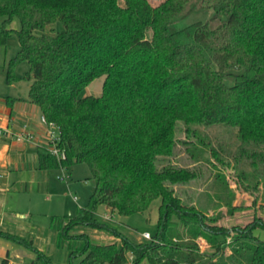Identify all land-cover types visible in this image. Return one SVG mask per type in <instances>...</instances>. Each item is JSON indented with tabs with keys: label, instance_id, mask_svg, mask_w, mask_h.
I'll use <instances>...</instances> for the list:
<instances>
[{
	"label": "trees",
	"instance_id": "trees-1",
	"mask_svg": "<svg viewBox=\"0 0 264 264\" xmlns=\"http://www.w3.org/2000/svg\"><path fill=\"white\" fill-rule=\"evenodd\" d=\"M0 16L5 17L3 36L11 34L7 25L14 17L21 23L7 81L21 79L15 67L29 63L24 76L31 81L29 99L59 127L67 153L59 161L40 150L39 167L86 163L95 180L88 204L76 215L51 218L59 245L69 249L70 264H127L129 253L135 264L144 259L149 264H264V241L254 234L264 228V218L255 216L245 226L219 225L224 208L227 215L240 209L230 186L216 185L212 216L201 199L211 197L210 191L197 201L177 194L171 184L190 181L196 173L169 159L184 142L176 137L180 122L198 137L197 126L233 128L243 142L229 154L237 177L253 205L264 206V0H163L158 6L149 0H0ZM101 76L102 93L82 96ZM191 146V155L198 157L201 151ZM215 153L218 164L231 165ZM244 159L250 171L239 165ZM156 199H161L158 230L151 240L135 242L98 215L102 205L111 215L144 213ZM183 216L196 217L197 235L213 253H200L198 242L186 238L178 226ZM88 229L120 241L96 242ZM0 236L32 250V264H54L33 242L3 231Z\"/></svg>",
	"mask_w": 264,
	"mask_h": 264
},
{
	"label": "rangeland",
	"instance_id": "rangeland-1",
	"mask_svg": "<svg viewBox=\"0 0 264 264\" xmlns=\"http://www.w3.org/2000/svg\"><path fill=\"white\" fill-rule=\"evenodd\" d=\"M153 6H158L163 0H149ZM191 7V5H189ZM209 15V14H208ZM207 13L201 14L202 18L209 17ZM195 16L190 17L186 20L187 24L194 20ZM5 23V17L0 16V26ZM8 29L12 30L8 36L0 34V72H2L4 66L7 67L10 60L17 54L19 50V41L16 30L20 29L21 23L18 17H14L7 25ZM57 30H62L64 25L62 22L55 24ZM30 70V65L27 61L18 63L15 67V74L22 77L21 87L23 90L29 86V80L25 79L24 76ZM105 76L96 78L88 87L81 93L85 95L99 96L102 93V87ZM18 81V80H17ZM180 130L177 132L176 137L181 141H190L187 143H180L175 149V153L169 158L173 165L183 167L196 173V177L190 181L183 183H172L171 185L176 189L184 200L193 199L198 200L206 191H210L211 197L203 196L201 199L205 203V207L210 209V215H216V185L219 189L230 186L231 190L236 195L235 204L240 206L239 210H236L234 214L227 215V209L223 211L226 214L224 218L218 221L219 225L227 228L236 226H245L247 223L253 221L254 217L264 218V206L261 207V201L257 205H253V196H251L242 186L241 182L237 177V170L234 169L236 165L235 160L230 157L232 153H236L243 146V142L238 138L235 130L230 127L222 126H197L198 136H193V131L187 133V126L180 122ZM193 129V128H192ZM190 134L191 137H188ZM195 139L198 141L203 140L204 142H193ZM193 140V141H192ZM192 141V142H191ZM49 143V139H48ZM194 145L198 152L201 154L197 157H193L190 153L193 150ZM190 146L188 149L187 147ZM212 149H214L212 151ZM216 150L219 151L220 155L226 158L231 165L223 166L218 164L216 158ZM199 154V153H197ZM250 161L246 159L242 161L240 166L247 167L250 171ZM221 171L222 177L217 178V174ZM63 174L67 175V180L61 181L60 176ZM55 187L52 191L58 193V197L61 200L60 207H55L51 212L37 213L34 216L35 226L31 227H14L13 230L8 233L17 237L24 238L27 242H33L34 246L45 252L52 259L54 264H70L69 249L67 246H60L58 243V233L56 230L51 229L50 221L53 216H74L77 214L78 208L84 207L88 204L89 198L92 194L95 180L92 177L89 166L86 163H77L72 166L69 170L62 169L57 174L55 173ZM210 189V190H209ZM51 191V192H52ZM202 194V195H201ZM50 195V193L48 194ZM77 196V200L73 197ZM161 199H156L150 209L144 213H135L132 215H120L117 212H109L105 205H102L98 210V215L103 216L108 214L112 216L110 220L116 223L117 227L121 232L128 236L135 242H143L146 239L143 237V233L148 231L153 236L158 230V219H159V205ZM184 222H178L179 229L183 231L187 239H193L199 244L200 253H213L214 247L210 245L201 236L197 235L200 227L197 224L196 217L183 216ZM211 224V221L209 222ZM216 225V223H215ZM52 230L55 236H50ZM91 232L96 242L108 243L113 241H120L110 233L104 231H97L88 229ZM254 234L264 241V228L257 227L254 229ZM11 242V255L15 258L16 264H31V256H34V252L27 246L18 243L12 238H6ZM229 242V240H227ZM77 245L72 243V246ZM227 246V245H226ZM131 253L128 254V263L135 264ZM138 264H149L147 259H144Z\"/></svg>",
	"mask_w": 264,
	"mask_h": 264
},
{
	"label": "crops",
	"instance_id": "crops-1",
	"mask_svg": "<svg viewBox=\"0 0 264 264\" xmlns=\"http://www.w3.org/2000/svg\"><path fill=\"white\" fill-rule=\"evenodd\" d=\"M21 79L9 83L6 65L0 72V128L15 133L25 130L34 136L30 141H17L0 135V231L3 232L14 227L35 226L37 213L51 212L61 203L58 193L52 190L56 189L55 173L62 168L44 170L39 167L40 150H45L49 144L48 128L41 121L40 106L29 99L31 81L23 90ZM52 230L50 236H55ZM11 247V242L0 236V264L4 259L7 264H16ZM33 258L31 256V264Z\"/></svg>",
	"mask_w": 264,
	"mask_h": 264
},
{
	"label": "built area",
	"instance_id": "built-area-1",
	"mask_svg": "<svg viewBox=\"0 0 264 264\" xmlns=\"http://www.w3.org/2000/svg\"><path fill=\"white\" fill-rule=\"evenodd\" d=\"M41 121L48 128L49 144L46 149L52 156L56 157L59 161L65 160L67 158V153L65 149L60 146L61 134L59 131V127L55 123L48 121L44 115H42ZM0 135L11 136L15 138L17 141H30L34 137L31 132L25 130L15 133L11 129H5V128H0ZM62 169L66 170L67 168L63 166ZM59 178L61 181H65L67 180V175L63 174ZM73 199L77 200V196H74ZM102 218L105 220L112 219L111 216H109L108 214L103 215ZM143 237L146 240L152 239V235L148 231L143 233Z\"/></svg>",
	"mask_w": 264,
	"mask_h": 264
}]
</instances>
